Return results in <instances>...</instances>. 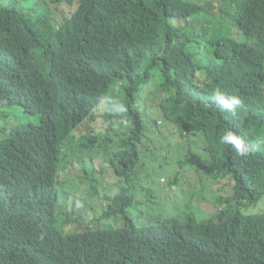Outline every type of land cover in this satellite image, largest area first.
<instances>
[{
	"label": "trees",
	"instance_id": "obj_1",
	"mask_svg": "<svg viewBox=\"0 0 264 264\" xmlns=\"http://www.w3.org/2000/svg\"><path fill=\"white\" fill-rule=\"evenodd\" d=\"M27 1L0 0V264H264V0H78L60 21L76 0ZM218 90L241 99L235 115ZM229 129L258 150L221 144ZM78 144L81 165L100 151L70 185L60 171ZM168 157L181 216L156 188L153 161ZM84 188L93 205L77 213Z\"/></svg>",
	"mask_w": 264,
	"mask_h": 264
},
{
	"label": "rangeland",
	"instance_id": "obj_2",
	"mask_svg": "<svg viewBox=\"0 0 264 264\" xmlns=\"http://www.w3.org/2000/svg\"><path fill=\"white\" fill-rule=\"evenodd\" d=\"M77 1L78 0L73 2L72 5L63 7L62 10L58 11V13L56 15V20L60 21L63 16L70 17L73 13H76L77 12V7H76ZM215 2L220 3V0H215ZM31 3H32L31 0L29 2L27 1L26 6L30 7ZM215 5H217V3H215ZM31 11L33 12V15H36V16L39 15V12H36V10L34 9V6L31 8ZM158 83H160L159 79L156 81V84H158ZM158 103L159 102H148L147 103V107H151L150 112L152 114H154V110H156L155 107ZM104 110L105 109L101 110V114H104ZM22 113H24L25 118L28 119L29 114L25 110H23ZM156 114H158L157 111H156ZM156 114H154V116H156ZM159 114H160V112H159ZM159 114H158V117H159ZM161 122L162 121H159V123L157 125L158 133L161 135L162 139L167 141V143L164 144L163 149L165 151H167L168 154L171 155L173 160L181 161V159H179L178 157L180 156L181 153H183L184 150L182 148L184 147V145H186V143H183L180 138L176 137L175 131L172 127H170L169 125H165ZM100 125H101V122L98 121L92 125L91 129H89L88 126H84L83 129L85 131L89 132V130H93V129L99 127ZM79 132L77 131L78 134H79ZM80 136H81V134H80ZM155 142H159L158 138L155 139ZM169 144H172V146L170 147ZM99 151H94L93 156H91L87 159V164L85 162L83 165H81L82 164V154H81V150H80V145L78 144V146L76 147V150L72 151V153L67 155L65 158L66 166L61 167V180L64 183H67L70 185H72L73 183H76L77 182V176L80 174L81 171L84 172L85 170H87L88 172H90L87 168L88 163L90 162V160L92 158L95 159L97 157ZM171 157L156 158L153 161L154 162L153 163V169L158 172V175L156 176L158 179L156 188L162 189L165 186H167L168 187L167 193L169 195L170 203L173 206H175V208H177L178 210L181 211L182 202H183L184 198L180 194V191L182 189H184V186H183V184H181V186H176L175 188H172V186H169V183H170L171 176L177 171L182 172V170L175 163H172L171 161H169ZM146 164L147 165L149 164L148 160L146 161ZM159 166L164 167V171H165L164 175L165 176H163V173H161L158 170ZM186 173H187L186 175H189V180L191 182V184L189 186H186V193L189 194L190 196H193L194 194L199 192V189H200L199 179H198V176L194 173H188L187 171H186ZM187 180H188L187 178H184L183 182H185ZM95 191L96 190L89 189V188H84L78 192L75 191V194H73V195L78 197L77 198V208H76L77 213H79V209L81 208L83 202H86V203L90 202L91 205H93ZM60 192H61V187H60ZM72 201H73V199H71L70 202H72ZM109 204L110 203L108 201H106V208L108 207ZM201 207L208 213H213L214 211H216L215 206L211 207V206H207L206 204H202ZM255 211L260 212V213L263 212L264 211V202ZM99 216H101V214ZM95 217L96 216H93L92 219H94ZM72 228L78 229L79 225L77 224L75 226H72Z\"/></svg>",
	"mask_w": 264,
	"mask_h": 264
},
{
	"label": "clouds",
	"instance_id": "obj_3",
	"mask_svg": "<svg viewBox=\"0 0 264 264\" xmlns=\"http://www.w3.org/2000/svg\"><path fill=\"white\" fill-rule=\"evenodd\" d=\"M212 100L214 101L216 107L223 113H232L235 115L236 110L242 105V101L238 96L235 95H226L223 91H216L212 97ZM159 121H162L161 123L165 125H169L172 127L175 131L176 135V125L169 120L167 117L163 116L158 119ZM83 129V128H82ZM79 132V131H78ZM179 134L181 135L180 129L178 130ZM160 141L162 145L164 146L167 141L161 138V135L159 134ZM220 143L226 146H230L235 153L239 157H247L250 154L254 153L258 150L260 146V142H247L245 138H243L241 135L237 134L233 130L229 129L226 130L222 136H220ZM172 144H169V146ZM164 175V167L160 171ZM60 180H61V171H60ZM152 183V180L150 181V184ZM176 186H172V188H175ZM174 213H178L181 216V213L176 208L174 209ZM180 216L175 218H180Z\"/></svg>",
	"mask_w": 264,
	"mask_h": 264
}]
</instances>
